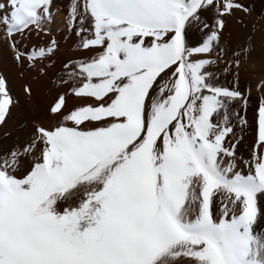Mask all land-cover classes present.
<instances>
[{
	"label": "snow or ice",
	"instance_id": "obj_1",
	"mask_svg": "<svg viewBox=\"0 0 264 264\" xmlns=\"http://www.w3.org/2000/svg\"><path fill=\"white\" fill-rule=\"evenodd\" d=\"M258 21L252 0H3L0 264H264Z\"/></svg>",
	"mask_w": 264,
	"mask_h": 264
},
{
	"label": "bare ground",
	"instance_id": "obj_2",
	"mask_svg": "<svg viewBox=\"0 0 264 264\" xmlns=\"http://www.w3.org/2000/svg\"><path fill=\"white\" fill-rule=\"evenodd\" d=\"M2 2H3V0H0V3H2ZM252 2L255 4V7H256L258 12L261 10H264V0H252ZM6 10L7 9L5 7V11ZM250 19H255V17L250 18ZM257 23L259 25H264V21H258ZM231 30L233 32V38L234 39L243 40V38H244V31L243 30H241L236 25H231ZM257 39H259V37ZM72 45H73L72 39H69L66 43H63L61 45L60 56L62 58L73 55ZM25 79H27V77H25ZM20 83H21L20 81L17 82V91L18 92H19ZM54 95H55L54 90L42 89L40 92L39 98H40L41 103L46 104L48 101H50L53 98ZM257 96H258V93L253 91L251 103H250V105L247 109V112H246V119L249 123V127L245 130V136H244L245 145H243V147H245V148L247 145H250L252 143V140H253V127H252V125L254 122V112L252 110V104L255 103ZM242 114H244V113H242Z\"/></svg>",
	"mask_w": 264,
	"mask_h": 264
}]
</instances>
